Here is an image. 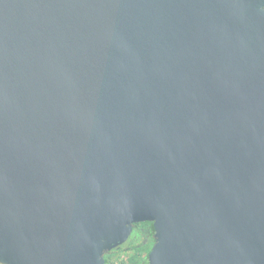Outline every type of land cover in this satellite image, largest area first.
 Masks as SVG:
<instances>
[{"label": "water", "instance_id": "95a60500", "mask_svg": "<svg viewBox=\"0 0 264 264\" xmlns=\"http://www.w3.org/2000/svg\"><path fill=\"white\" fill-rule=\"evenodd\" d=\"M264 264V0H0V264Z\"/></svg>", "mask_w": 264, "mask_h": 264}, {"label": "flooded vegetation", "instance_id": "af4514ba", "mask_svg": "<svg viewBox=\"0 0 264 264\" xmlns=\"http://www.w3.org/2000/svg\"><path fill=\"white\" fill-rule=\"evenodd\" d=\"M136 225H141V226L138 227L137 229H135L133 226L132 234L129 240L127 241V243H125L123 246L119 248H116L106 256L108 263L111 264L115 262L116 264H121V261H123L124 259L123 255L129 254L126 250L130 251V248L140 246L141 250L140 252H138L140 261L138 264H148L149 253L155 244L153 237L154 231L152 228L153 225L152 223H141ZM135 250L130 251V253L134 254L133 251Z\"/></svg>", "mask_w": 264, "mask_h": 264}, {"label": "trees", "instance_id": "16d2710c", "mask_svg": "<svg viewBox=\"0 0 264 264\" xmlns=\"http://www.w3.org/2000/svg\"><path fill=\"white\" fill-rule=\"evenodd\" d=\"M140 226L141 225H134V228L137 229ZM132 250H135V251H133L134 254H131L130 253V251H132ZM140 250H141L140 249V246H136L134 248H130V251L126 250L129 254L123 255L124 259H123V261H121V264H138L139 261H140L139 260V256H138V252H140ZM106 264H110V263H108V260L107 259H106ZM111 264H116V263L114 262V263H111Z\"/></svg>", "mask_w": 264, "mask_h": 264}]
</instances>
